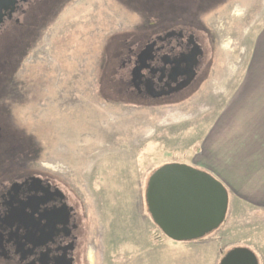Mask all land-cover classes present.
Instances as JSON below:
<instances>
[{"label":"rangeland","instance_id":"rangeland-1","mask_svg":"<svg viewBox=\"0 0 264 264\" xmlns=\"http://www.w3.org/2000/svg\"><path fill=\"white\" fill-rule=\"evenodd\" d=\"M138 1L62 0L48 17L12 73L9 91L0 90V119L5 114L30 146H11L9 159L16 153L21 173L43 174L67 196L78 225L75 264H219L240 246L264 264V184L232 185L225 221L192 241L167 237L145 196L151 173L163 164L220 174L221 149L232 146L235 153L237 144L260 139L238 133L237 119L251 120L236 114L264 90V0H176L205 9L194 18L212 35L211 42L201 37L208 68L181 98H111L102 81L108 51L135 47L141 39L127 34L132 30L165 24L150 23L154 16L145 17ZM167 9L163 31L182 24L183 15ZM123 33L128 37L109 49ZM121 76L128 73L116 72L119 83Z\"/></svg>","mask_w":264,"mask_h":264},{"label":"flooded vegetation","instance_id":"flooded-vegetation-1","mask_svg":"<svg viewBox=\"0 0 264 264\" xmlns=\"http://www.w3.org/2000/svg\"><path fill=\"white\" fill-rule=\"evenodd\" d=\"M139 1L135 6L145 13V17L154 16L153 21L147 17L150 23L156 21L158 26L161 22L166 24L167 18L162 11L171 5V9L167 10L183 15L180 18L182 24L166 28V31L159 29L165 24L153 31L132 30L127 34L132 33L134 38L141 41L135 47H126L119 54L109 50L104 68L127 72L128 77L123 78L127 76L124 74L121 76L127 85L125 90L139 98H181L195 87L201 72L206 71L209 65L205 61L207 49L203 41L207 39L211 42L212 35L207 29L199 28L194 18L198 10L205 9H187L176 3V0H156L153 6L146 4L147 0ZM48 3L49 0H15L0 8V75L4 79H11L19 62H14L16 57L10 47L1 46L8 38L9 28L14 24H22L27 13H30V17L35 16L36 7ZM169 32L174 34L166 37ZM128 43L126 41V45ZM113 45L110 43L108 48L111 49ZM211 48L214 49V45ZM191 71H195V76L188 86L164 94L189 78ZM172 76H176V80H172ZM149 90L161 95L153 97ZM2 115L5 117L0 119V261L7 264H75L78 225L74 209L68 205L63 190L50 178L34 170L21 173L20 163L14 160L16 153L9 159L14 146L20 143V150H30V146L11 127L6 115Z\"/></svg>","mask_w":264,"mask_h":264},{"label":"water","instance_id":"water-1","mask_svg":"<svg viewBox=\"0 0 264 264\" xmlns=\"http://www.w3.org/2000/svg\"><path fill=\"white\" fill-rule=\"evenodd\" d=\"M14 1L0 0V8ZM173 34L169 32L166 37ZM191 72L178 87L164 94L188 86L195 76V71ZM134 74L137 79L136 70ZM171 79L176 80V76ZM149 92L153 97L161 95ZM145 196L155 224L167 237L178 242L203 238L219 228L229 209V191L225 184L212 173L184 163H166L156 169L149 177ZM219 264H259V259L250 248L240 246L228 251Z\"/></svg>","mask_w":264,"mask_h":264},{"label":"crops","instance_id":"crops-1","mask_svg":"<svg viewBox=\"0 0 264 264\" xmlns=\"http://www.w3.org/2000/svg\"><path fill=\"white\" fill-rule=\"evenodd\" d=\"M247 103L248 101L245 100V105ZM245 109L248 112H245ZM245 113H248V116L250 115L251 123H241L240 118H238L237 128L240 129L238 133H241L243 138L246 136H252L253 138L259 136L260 141L251 142V144H237V148L240 149L236 148L235 153H233L232 146H229V149L228 147L221 149V152L224 153L223 158H220L222 173L216 174L209 171L225 184L229 191V197L232 185L264 184V90L261 93L257 91V96L252 99L249 106L243 107L242 111L236 115L247 116ZM253 115H259V117H253ZM244 152L251 153L246 154Z\"/></svg>","mask_w":264,"mask_h":264},{"label":"trees","instance_id":"trees-1","mask_svg":"<svg viewBox=\"0 0 264 264\" xmlns=\"http://www.w3.org/2000/svg\"><path fill=\"white\" fill-rule=\"evenodd\" d=\"M61 2L62 0H51V2L49 1L48 5L51 4L49 8L48 5L45 4L43 7H40V10L36 13L35 16L30 17V13H27L26 18L24 19L22 24L19 25L14 24L12 27L9 28L8 31L10 33H8V38L5 39V41L2 43L1 46L11 48V53L14 54L16 57L15 58L16 60L14 62L19 61L20 58L24 54H26L24 53L25 49H27L31 45L40 28L44 26L48 17L55 12L54 10H56V8H58L61 5ZM165 14L166 13H163V15ZM124 35H125L124 33L114 35L112 43L118 44L119 42L118 38L123 37ZM115 74L116 72H114L111 69L108 68L103 69L102 81L105 89V94L111 98H116V97L121 99L127 98L128 100L134 98L133 94L128 93L125 90L127 86L126 83L120 82L121 83L120 84L119 81L114 77ZM7 83L8 80L4 79V77L3 76L1 77L0 75V90L6 89L3 95L9 91ZM18 132L20 133V131ZM159 167H157L156 169H158Z\"/></svg>","mask_w":264,"mask_h":264}]
</instances>
